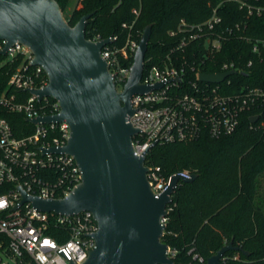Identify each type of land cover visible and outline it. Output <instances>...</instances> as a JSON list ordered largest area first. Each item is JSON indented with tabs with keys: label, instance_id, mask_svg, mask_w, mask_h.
Masks as SVG:
<instances>
[{
	"label": "built area",
	"instance_id": "2783aa9c",
	"mask_svg": "<svg viewBox=\"0 0 264 264\" xmlns=\"http://www.w3.org/2000/svg\"><path fill=\"white\" fill-rule=\"evenodd\" d=\"M226 3L237 4L247 17L264 11V0H219L205 20L196 23L181 20L177 30L171 31L178 39L161 63L151 59L145 63L142 83L154 86L162 82V86L147 93H135L131 98L135 110L131 122L140 130L133 138L137 154L147 155L148 159V152L158 144L193 141L204 133L211 137L232 134L242 114L254 110L260 111L250 115V118L258 116L251 123L262 118L257 128L264 137V89L236 84L232 76L243 71L235 61L221 64L216 73L230 70L236 73L220 83L201 81L200 73L197 80L187 74L189 63L184 52L196 40L204 41L205 56L210 57L222 48L226 38L240 35L252 43L251 52L256 56L248 59L247 67L263 58L264 37L253 39L245 34L242 23L225 24L221 12ZM123 26L130 29L125 42L118 44L119 36L112 35L111 42L102 49L118 90H123L129 79L133 64L129 60L140 41L133 24ZM101 39L100 35L93 38ZM6 44V40L0 39V69L6 68L9 75L6 85L0 88V264H80L95 246L92 235L99 226L92 212L60 215L42 211L31 201H22L19 187L43 198L65 196L81 182L82 172L72 155L58 151L70 137L67 122L30 121L60 111L58 100H50L52 97L48 96L40 99L30 90L48 84L47 72L42 65L33 64V52L28 46L15 42L3 54ZM9 112L25 115L33 128L17 135L6 117ZM148 166L153 189L164 191L173 174L166 177L160 166ZM178 173L185 177L192 175L187 170ZM163 221L167 222V217ZM54 228H59L57 236L51 233Z\"/></svg>",
	"mask_w": 264,
	"mask_h": 264
},
{
	"label": "water",
	"instance_id": "95a60500",
	"mask_svg": "<svg viewBox=\"0 0 264 264\" xmlns=\"http://www.w3.org/2000/svg\"><path fill=\"white\" fill-rule=\"evenodd\" d=\"M93 13L72 25L58 0H0V39L7 41L3 54L15 42L28 46L33 64L42 65L49 78L45 87L30 90L40 99L52 97L60 104L58 113L30 121L67 122L70 137L58 151L72 155L82 172L81 182L65 196L43 198L19 187L22 201L60 215L92 212L99 226L92 235L95 246L80 264H175L170 245L162 240L167 228L163 219L179 182L193 181L197 174L174 173L167 188L155 192L147 155L137 154L133 145L140 130L131 122L135 112L131 98L162 86V82L149 86L141 81L153 23L144 28L129 79L118 90L102 54L110 37L93 40L86 35ZM234 73L201 72L199 79L220 83ZM250 119L256 122L258 116ZM237 249L243 250L232 239L205 263L186 264H227L224 255Z\"/></svg>",
	"mask_w": 264,
	"mask_h": 264
},
{
	"label": "trees",
	"instance_id": "16d2710c",
	"mask_svg": "<svg viewBox=\"0 0 264 264\" xmlns=\"http://www.w3.org/2000/svg\"><path fill=\"white\" fill-rule=\"evenodd\" d=\"M219 0H58L65 16L74 25L84 15L94 12L86 26L88 38L119 36L125 42L133 24L140 40L144 28L153 23L146 65L149 59L161 63L178 37L171 35L182 19L189 23L208 18ZM136 9L138 12H135ZM227 25L242 23L244 33L253 39L264 37V11L249 17L237 4L222 8ZM252 43L240 35L226 38L222 48L210 57L203 40L192 42L184 52L188 60L187 74L197 80L201 72L215 73L224 61H235L243 71L233 75L236 84H248L264 89L263 58L247 67ZM131 57L129 62H133ZM243 73H246L243 74ZM6 68L0 69V88L8 80ZM50 100H54L51 98ZM242 114L237 129L228 135L211 137L204 133L193 141L158 144L151 149L148 165L160 166L166 177L181 172L196 173L190 182L180 181L170 204L167 228L162 240L170 245L175 264L205 263L223 245L233 239L243 250H229L224 255L227 264H264V137L262 130L251 123L250 115ZM17 135L26 134L33 124L21 113L6 114ZM263 117V116H261ZM59 228L51 233L58 234ZM200 258L203 260L201 261Z\"/></svg>",
	"mask_w": 264,
	"mask_h": 264
},
{
	"label": "rangeland",
	"instance_id": "374dc122",
	"mask_svg": "<svg viewBox=\"0 0 264 264\" xmlns=\"http://www.w3.org/2000/svg\"><path fill=\"white\" fill-rule=\"evenodd\" d=\"M78 2V0H74V3L76 4ZM262 181V187H261V191L264 192V175L261 178Z\"/></svg>",
	"mask_w": 264,
	"mask_h": 264
}]
</instances>
